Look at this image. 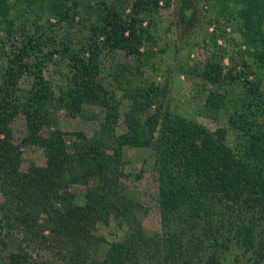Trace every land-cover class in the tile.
<instances>
[{"label": "trees", "instance_id": "trees-1", "mask_svg": "<svg viewBox=\"0 0 264 264\" xmlns=\"http://www.w3.org/2000/svg\"><path fill=\"white\" fill-rule=\"evenodd\" d=\"M158 1L133 0L123 17L105 0H80L81 10L94 18L78 51L69 36L58 43L61 47L45 49L54 45V35L36 30L43 15L73 19L76 2L0 0V29L23 32L20 44L5 53L0 78V243L13 246L0 264H27L32 249L49 250L64 264H221L220 252L233 247L264 260V88L258 81L248 80L232 99L211 96L217 106L231 107L227 122L233 144L225 141L224 126L209 129L172 112L163 102L165 87L152 81L135 83L125 93V129L114 130L118 99L97 78L101 51L120 47L143 62L140 46L149 33L139 14L155 9ZM220 1L224 16L233 11L240 19L242 42L256 65L249 70L264 77V0ZM30 17L35 31L24 27ZM57 51L66 57V84L56 94L43 67ZM220 58L216 52L206 58L207 79H219ZM123 70L135 76L133 67ZM23 73L30 76L26 87L18 84ZM84 103L103 109L91 136L74 132L67 142L68 133L58 127L42 132L53 107L82 113ZM18 112L26 124L22 141L37 144L44 154L42 164L25 170L9 126ZM124 145L152 150L158 231H145L137 219L140 203L123 181ZM71 184L83 186L82 203L73 201ZM110 216L126 229L97 259L90 251L104 239L95 235V224Z\"/></svg>", "mask_w": 264, "mask_h": 264}, {"label": "rangeland", "instance_id": "rangeland-1", "mask_svg": "<svg viewBox=\"0 0 264 264\" xmlns=\"http://www.w3.org/2000/svg\"><path fill=\"white\" fill-rule=\"evenodd\" d=\"M80 0H67V4L74 6L73 19L67 21L56 16L45 15L36 22L30 17L25 29L37 31L43 29L54 35V45L50 43L45 49L61 47V39L70 37L72 47L80 51L89 33V21L94 16L83 12L78 6ZM133 0H105L122 10V16L131 12ZM230 4L233 0H226ZM220 0H159L157 7L149 12L140 13L141 26L149 33V38L140 46L143 62H139L134 54L127 53L123 48H106L101 51L99 72L97 78L103 87L112 90L118 99L117 118L113 123L115 132L125 129L124 111L128 103L126 96L134 88L135 83L155 82L166 89L163 98L172 112L193 119L209 129L217 126L226 128L225 141L233 144V130L227 122L231 111L230 106H217L211 96L218 94L226 99L237 96L248 84V80L258 81L264 88V77L256 69L252 56L242 42L239 32L240 19L232 13L224 16L221 13ZM232 5H234L232 3ZM71 11V10H70ZM22 23V22H21ZM23 32L20 29L6 31L0 29V78L3 74L6 56L11 49L20 44ZM101 39V36L99 37ZM211 52L219 53L221 74L218 80L212 81L205 77L204 62ZM220 53L222 54L220 56ZM244 62L248 64L244 66ZM133 67V74L125 75L124 66ZM66 57L61 52H55L43 67V74L52 83L54 89L66 84ZM30 83L28 73H23L18 81L21 87ZM82 113L71 111L64 106L51 109V123L43 127L42 132L58 127L65 131L67 142L71 141L74 132H81L91 136L103 120V109L97 103H84ZM12 141L20 150V167L25 170L29 166L44 162L43 150L33 143L22 141L26 132V124L22 113L18 112L9 122ZM124 177L130 193L140 203L136 211L137 219L147 232L160 229V217L157 208L156 173L153 166V156L150 147L124 145ZM72 199L75 203L84 201L83 186L71 184ZM0 194V199H1ZM126 224L114 216L105 222L95 224V235H100L104 241L97 246L96 251H90V256L98 259L99 254L107 242L121 237ZM16 234V233H14ZM16 235H19L17 233ZM1 236V233H0ZM19 237V236H18ZM10 245L2 248L0 243V257L13 248ZM31 259L27 264H64V260L57 258L46 249H32ZM248 252L240 248H230L220 252L221 264H264V260L255 261L248 256ZM0 261H2L0 259Z\"/></svg>", "mask_w": 264, "mask_h": 264}]
</instances>
